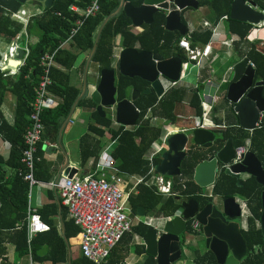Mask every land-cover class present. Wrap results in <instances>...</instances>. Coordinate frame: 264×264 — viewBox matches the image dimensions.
Returning a JSON list of instances; mask_svg holds the SVG:
<instances>
[{
  "label": "trees",
  "instance_id": "trees-1",
  "mask_svg": "<svg viewBox=\"0 0 264 264\" xmlns=\"http://www.w3.org/2000/svg\"><path fill=\"white\" fill-rule=\"evenodd\" d=\"M257 7L264 10V0H252ZM200 8L210 6L217 20L224 16H229L232 0H199ZM121 0H101L100 12L87 19L80 13L70 10L71 6H77L85 10L90 0H54V4L49 9H44L42 14L30 19L26 32L29 36L35 35L37 42L29 45V55L24 60V64L14 76H8L0 70V105L5 94L10 92L16 99L15 121L13 125L8 124L0 112V137L11 145L9 157L4 159L0 156V264H19L22 259L32 257L33 261L40 264H68V249L61 234L58 221V206L54 201L53 195L50 199L51 204L45 205L36 210L41 220L49 226L47 232L38 234L31 242H28V217H29V186L20 176L23 171L21 162L24 151V135L30 125L29 117L32 112L31 103L36 95V88L43 73L41 66L42 58L46 54L56 52L54 65L51 68L50 76L52 86L49 91L59 100V106L55 109L46 110L42 116L44 124L43 140L52 133V141H56L58 132L68 118L73 104L80 96L81 90L70 85L69 71L75 65L78 55L64 49H59L70 36V32L77 20L83 19L84 24L77 35L73 38V44L81 52L90 53L93 49L96 34L106 17L113 14L120 6ZM23 5L15 0H0V37L8 42L14 40L24 30L21 23L12 20V13L19 12ZM166 15L158 13L154 15L152 25L144 26L141 34L132 33V23L127 16L121 12L116 18L111 19L102 31L98 43L97 52L93 62L99 66V70H111L114 58L115 40L122 39L123 49H135L138 51L149 52L164 59L179 56L183 62L187 59L184 52L179 48L182 37L178 34L169 33L165 30ZM227 29L238 34L241 39H247L252 31L249 24L237 22L230 18L226 21ZM193 48L198 45L210 43L211 32H193L190 37ZM23 58V57H22ZM247 59L256 66L255 81L264 83V54L257 51L252 46L247 53ZM149 86L148 83L139 78H128L118 74L116 79L117 100L122 101L130 95L132 91L139 93L134 101L141 115L138 126L133 129L125 127L113 128V117L107 114L101 118L96 111V104L84 97L78 104L92 112L91 124L88 132L81 139V162L86 165L91 158L97 162L100 153L104 149V139L107 133L111 135V140L118 141L117 147L112 155L117 162L118 168L126 173L144 176L149 172V163L145 160V155L149 152L153 144L164 134L162 126L154 125V118L165 119L169 123H176L178 116L176 109L178 105L186 102L190 95L189 105L198 117H202L203 109L201 106L200 93L202 86L195 90H188L186 87H176L170 89L161 99L155 94L144 95L143 91ZM264 97V88L263 93ZM227 101V100H226ZM227 131L223 140L232 139L236 147L244 145L249 137L244 131H236L237 120L227 117ZM216 123H221L215 120ZM236 123V124H235ZM226 124V123H225ZM102 127V128H100ZM93 135V136H92ZM95 136V137H94ZM49 139L50 136H48ZM253 147L251 151L264 164V123L261 130L253 136ZM45 152L42 150V143L39 144L37 157L39 161L35 166V177L37 180L50 183L52 174L49 166L44 160ZM200 153L194 149L187 152V157L181 165V177L173 178L172 191L174 196L169 198L161 197L153 187L140 186V193L131 198L130 205L132 212L137 213L138 208L142 207L145 213L170 217L174 216L181 208V202L194 200L202 206L212 203V199L202 197V190L193 182V173L197 164L202 160ZM161 159L158 157L155 164H159ZM12 170L13 174L8 175L7 171ZM262 187L254 179L246 182L237 183V180L223 171L218 177L213 192L214 195L222 199L242 197L247 200L248 207L252 216L248 221V229L242 231L248 247V255L241 264H264V236L257 227V222L261 216V193ZM181 201H180V200ZM62 217L65 224V236L70 246L81 237V229L68 219L66 207H62ZM191 221L188 223V230H191ZM148 227L140 223L132 227V232L125 235L121 243H128L129 237L138 234L145 237ZM15 247L16 260L9 262L5 259L7 255V245ZM119 244V245H120ZM119 245L117 247H119ZM117 247L110 254L106 264H119L118 258L115 259ZM139 255L145 254L144 247H136ZM194 264H217L214 255L208 251L201 254L198 250L194 251ZM72 264H94L82 255L72 259ZM143 264H157L156 260L146 255Z\"/></svg>",
  "mask_w": 264,
  "mask_h": 264
},
{
  "label": "water",
  "instance_id": "water-1",
  "mask_svg": "<svg viewBox=\"0 0 264 264\" xmlns=\"http://www.w3.org/2000/svg\"><path fill=\"white\" fill-rule=\"evenodd\" d=\"M21 5H31L33 8L49 9L54 0H15ZM256 7L252 0H232L230 19L249 24H258L264 20L262 13L251 8ZM197 0H121L119 8L103 21L90 57L86 64L83 91L73 104L71 112L64 124L71 120L78 103L86 96L96 104V111L104 118L107 110L113 112L117 124L125 127H136L140 119V111L133 103L139 96L132 92L131 99L117 101L116 70H102L100 80L93 90L88 83V68L97 52L98 43L103 29L107 23L123 12L135 27L152 25L154 15L164 13L166 15V29L178 31L182 36L188 32V27L181 22V12L185 9H199ZM19 61L11 60L8 66L17 68ZM183 60L179 57L165 60L149 52L137 49H123L119 55L118 71L123 77L139 78L149 84L150 87L143 91L144 95L155 94L158 98L164 96L163 79L173 83L181 80ZM264 83H255V70L248 66L244 60L236 65L234 78L227 89V99L234 106V112L239 118L240 127L246 131H254L261 117H264V97L262 95ZM62 132V130H61ZM190 136L185 133L172 134L167 139V150L161 156V162L156 166L158 174L174 178L181 176V165L187 157L189 144L201 149H209L215 140V134L211 130L190 129ZM229 158H226L228 157ZM236 148L232 140H228L225 146L200 162L195 170L193 179L203 190L212 187L216 182L219 165L224 166L225 172L235 177L240 183V176L248 174L264 186L262 163L258 158L248 153L243 161L234 164ZM74 171L65 165L59 172L57 180L61 177L72 178ZM180 200V199H179ZM59 218L62 235L68 249V264H72V252L65 236V225L62 221V206L57 197ZM222 209L216 203L199 206L195 201L182 202L180 213L172 220L166 222L162 233L154 228H149L146 236L147 253L156 258L157 264H176L182 257V236L187 235V222L194 219L202 226V241L205 248L215 257L217 264H241L248 255L246 240L242 234L243 211L235 198H228L221 204ZM261 216L259 228L264 236V192L261 194ZM138 215L145 217L143 209H138ZM239 220V221H238Z\"/></svg>",
  "mask_w": 264,
  "mask_h": 264
},
{
  "label": "crops",
  "instance_id": "crops-1",
  "mask_svg": "<svg viewBox=\"0 0 264 264\" xmlns=\"http://www.w3.org/2000/svg\"><path fill=\"white\" fill-rule=\"evenodd\" d=\"M197 1L199 2V0H197ZM199 6H200V2H199ZM75 7L78 8L77 6H75ZM199 9L200 10L203 9L202 10L203 14L200 12ZM199 9L195 13L191 12V10H194V9H185L181 12V22L188 27V32L185 36H182L178 31H168L166 29V22H165L164 27H165V30L167 32L173 33L174 35L178 34L179 36L182 37V39L186 38L190 43H191V41L189 40L188 37H190V35L193 32H199V33L207 32V31L211 32L210 42L212 43V54L210 55V57L208 59H206L202 62V67L200 68L199 71H197L194 82L193 83L184 82V80L186 78L185 77L183 80H180L176 85V87H181V86L186 87L188 90H195L199 86H202V91L200 93L201 106L203 109L202 117L200 118V117L196 116L193 109L190 107V105H189L190 95H189L186 99V102L182 105H178V107L176 109V114L178 116L176 123H169L167 120L159 119V118H154V119H156V121L153 119L152 123L154 125L162 126V128L164 129L165 132H164L163 136L159 139V140H161L170 131H177V133H185L187 131L189 132L190 129L191 130L192 129H204V130L213 131L215 129L216 124L228 125L227 124V121H228L227 117L230 116V118H232L233 120L238 121V124L235 123L236 124L235 125L236 131L242 130L246 134H248L249 137L246 139L243 146L246 147V149H250V153L254 154L251 151V148L253 147L252 139H253L254 134L257 133V131L261 130L263 123H264V117H261L259 123L257 124L258 126L256 127V129L254 131L250 132V131L244 130L243 128L240 127L239 118L234 112V106L228 101L226 95H227V89H228L229 85L231 84V82L234 78L236 65L239 64L240 62L244 61V60H247L248 62L250 61L247 59V53H248V51H250L251 47L252 46L256 47L258 52L264 54V44H262V40H260L262 38L264 39V29L257 33V30L253 27V25L247 23V24L252 26V31L248 35L247 39L243 40V39H241V37L238 34L232 33L227 29L226 21H228V20H226V21L217 20L216 14L210 6H206V7H202V8L199 7ZM43 10H44V8H43ZM43 10L42 11L37 10L36 12H32L31 10H29L25 7H22V9L20 11H25L27 15H32L33 17H35V16L42 14ZM79 10H81V9H79ZM81 11H79L78 13L81 14ZM75 13H77V12H75ZM196 13H199V15L197 16ZM192 15H194L193 18H192ZM11 18H12V15H11ZM17 23H19V22H17ZM144 26H149V25H143L142 27H135L132 25V27H131L132 33H134L136 35L141 34L144 30L143 29ZM27 27H24V30L22 31V33L16 37V38H20V40H21L20 42L22 43V45L21 44L20 45L22 46V49L18 51V54H16L13 59L10 58L9 49L13 45V41L16 38L14 40H12L11 42H8L4 38L0 37V70L2 72H5L6 75H8V76H14L19 71L20 67L23 66V64H24V48L26 47V49H28L29 45H33L37 42L36 34L32 35V36H29L27 34V32H26ZM97 34H98V32H97ZM97 34H96V37H97ZM231 41H233V44L231 47L224 45L225 42L229 43ZM72 42H73V40L71 42H68L67 44H65L62 49L69 50V51L78 55V58H77L75 65L69 71L70 85L77 88V89H80L81 93H82L83 85H84V75H85L86 64H87V61L90 57L91 52L88 54L81 52L80 49H78L77 47L72 45L73 44ZM197 47H205V46L204 45H198ZM135 49L138 50V47H136ZM122 50H123L122 39H121V37H118L115 40L114 58H113V63H112V69L116 70V79H117L118 74H120L118 71V63H119V55H120ZM181 50L185 54V51L183 49H181ZM176 57H179V56L169 57V58H166L165 60H168L171 58H176ZM185 57H186V54H185ZM11 60L19 61L20 65L17 68L9 67L8 63ZM250 62L253 63L252 61H250ZM183 64H185V63L183 62ZM254 67L255 68H252V69L255 70V76H256L255 64H254ZM183 70H184V68L182 69V74H184V72H185ZM100 73H101V71L99 70V66L92 61L89 68H88V73H87L90 90H93L94 87L99 82ZM182 74H181V77H182ZM231 74H233L232 80H230V78H229V76ZM260 82H262V81H257V82L255 81V83H260ZM168 83H173V82H171L167 79H163L164 95L170 89L175 88V87H171V88L166 87V85H168ZM263 88H264V86H263ZM132 92L128 96V99L132 98ZM81 93H80V95H81ZM208 93L209 94L211 93L210 97L207 96ZM49 96L52 100H54L56 102L58 101V103H59V100L50 91H49ZM86 98L90 100V96H86ZM158 99H161V98H158ZM182 106L189 110L186 118H182V116L179 114V111H180ZM15 109H16V99L10 92H7L5 94V97L3 99L2 104L0 105V112L2 113L4 119L10 125H13L14 121H15ZM112 113L113 112H111L109 110L107 111V114L110 115L111 117H113ZM140 114H141V112H140ZM91 115H92V112L90 110H87L83 107H78V105H77V107L74 110V113L72 115L71 120L67 123V125L64 126V124L67 120L66 119L65 122L63 123V125L61 126V128L58 132V137H57L56 141H52V133L48 134V136H50L51 139H49L48 136L46 138V135H45V138L42 142V150L45 152V155L43 158L49 166V172L52 174V181L57 179L59 172L61 171V169H63L65 167L67 162L69 163L70 169L72 171H74V175L85 176V175H89V174L90 175L94 174V175H96V177H103V176L108 177L107 172L97 171V168H96L97 162H96V164H94L95 163L94 158H91L90 161L86 165L82 166V162H81V139L83 136L90 134L88 132V128H89V125L92 123L91 122ZM112 119H113V128L114 129L121 127V125L116 123L115 117H113ZM215 120H219V121H221V123H216ZM175 125L176 126L179 125L180 127L178 129H176ZM137 126H138V123H137ZM122 127H125V126H122ZM136 127H125V129H133ZM100 128H102V127H100ZM61 130H62V132H61ZM228 140H230V139H228ZM227 141H224L223 144L220 145V147H221L220 150L225 146ZM104 143H105V146H104V149L102 150V152L104 150L109 149V151H111V153H113L114 149L118 145V141L111 140V135L109 133L106 134L105 139H104ZM232 143H233L234 147L237 148L235 145V142L233 140H232ZM190 149H194L195 151L200 153L201 157L203 158L200 162L206 160L210 155L218 152V151H214L211 154V153H208V151L211 148L201 149L199 147H196L194 145L189 144L187 147V152ZM10 150H11V145L7 141L3 140L0 137V156L7 160V158L9 157V154H10ZM166 150H167V148L158 156L160 159H161L162 154ZM101 153H100V155H101ZM254 155L256 156V154H254ZM229 156L230 155H228V157H226V158H229ZM145 160H146V155H145ZM156 166H157V164H156ZM221 166H222V169H224V170L226 169V168H224V166L222 164H221ZM262 166H263L262 168L264 170V164L263 163H262ZM7 173H8V175H11V174H13V171L8 170ZM123 173H126V172H123ZM126 174L135 175V174H129V173H126ZM181 175H182V173H181ZM193 175H194V173H193ZM179 177H181V176H179ZM167 178H170V177H167ZM174 178H176V177H174ZM170 179L173 180V178H170ZM217 179L218 178L216 176V181H217ZM249 179H254L255 182L258 185H260L254 177H252L248 174H242L240 176V183L238 182L237 179L236 180L240 186L241 182H246ZM193 182L195 183L194 179H193ZM42 183H44V182H42ZM214 186H215V184L207 190H203L199 186L198 187L202 190V197L212 199V203H215L214 202L215 199L219 200L218 204L222 203L226 199H222L221 197L214 195V192H213ZM139 193H140V187L137 188V192L134 191L133 195H131V197L128 200V208L130 210V218L133 221V226L139 225L141 223L139 220L142 218H144V219H147V218H156V219L166 218V219H168V218H170V219L164 221L160 225L159 229H155V231L158 232L159 234L162 233L164 225L166 224V222L172 220L174 217L179 215L180 210L174 216H170V217L157 216V215H149L148 216L145 213V210L142 207H140L141 209L144 210V213H145V217H141L138 215V210H137L136 214H134L132 212L131 205H130L131 198L136 197L137 195H139ZM51 195H53L54 201L57 204L58 193L55 189L47 186L46 183L42 184V185H38L36 187H33L31 193L29 192V201H30L29 208L36 211L45 205L51 204L53 202L50 199ZM164 198H166V197H164ZM234 198L241 205V208L243 211V217H244L243 222H242L243 223L242 231H246L248 229L249 218L252 216L250 209L248 207V202L246 199L239 197V196L234 197ZM191 201H194V200H191ZM196 203H198V202H196ZM181 204H182V202H181ZM198 204L201 207L205 206V205L202 206L200 203H198ZM244 204L246 205V208H244V206H243ZM206 205H208V204H206ZM57 206H58V204H57ZM61 206L63 207L62 204H61ZM140 208H138V209H140ZM192 220H194V219H192ZM192 220H190V221L192 222ZM58 221H59V227H60L61 234H62L61 222H60V218H59V207H58ZM62 221L64 222L63 217H62ZM189 222H187V225ZM147 227H148V229L151 228L149 226H147ZM257 227L259 228V221L257 222ZM148 229L146 230V234H145L144 238L138 234H134L133 237H129V239H127V240H129L128 243L125 241L124 243H121L119 245V247H117L118 249L116 251V255L114 256V258L115 259L118 258L119 264H143V262L146 259V255L151 256L147 253L146 236H147ZM189 233L190 232H189L188 227H187L186 238H185V235H183L182 236V238H183L182 243H180L181 249H182V247H194V251L198 250L201 254L207 253L209 251L208 249L205 248L204 251H200L199 246H197V243L202 240V236H203L202 226H201L200 232H195L198 234H197V236L194 235L193 241H191L188 238ZM76 242H77L78 247H79L80 242H81V237H79L76 240ZM136 247H144L146 253L139 255L136 252ZM7 249H8V251H7V255L5 256V259H7L9 262H14L16 260L15 247L11 244H8ZM70 249L72 252V259L76 258L77 255H74V251L72 250L73 248L71 246H70ZM194 251L192 253H194ZM80 255H81V253H80ZM151 257H153V256H151ZM153 258L156 260L155 257H153ZM190 258H192L190 264H194L195 253ZM107 262H108V260L103 264H106ZM156 262H157V260H156ZM34 263L40 264V263H36V262H34ZM19 264H30V257H28L26 259H22L19 262ZM45 264H49V263H45ZM179 264H182V263L179 262Z\"/></svg>",
  "mask_w": 264,
  "mask_h": 264
},
{
  "label": "built area",
  "instance_id": "built-area-1",
  "mask_svg": "<svg viewBox=\"0 0 264 264\" xmlns=\"http://www.w3.org/2000/svg\"><path fill=\"white\" fill-rule=\"evenodd\" d=\"M100 2L101 0H90V4L85 10L81 11L75 6L70 7V10L77 13L81 11V14L87 19L100 12ZM251 8L264 16V10L259 9L257 6H251ZM229 16L223 17L221 21L228 20ZM32 17V15H27L25 11L12 13V19L23 24L24 27L28 26ZM83 24V19L75 22L69 38L61 44L59 49H62L65 44L73 40ZM252 25L258 33L264 29V20ZM260 40L264 44V39ZM20 41V38L13 41V45L9 49L11 59L22 49ZM232 44L233 41L224 43L228 47H231ZM179 47L185 51L187 58V63L183 65V71L185 72L182 74L181 80L187 77V73L192 69L196 68L199 71L202 62L212 54L211 42L205 47L193 48L191 43L183 38L179 42ZM56 52L46 54L42 58L43 73L36 88L35 98L31 103L30 125L24 135L25 148L21 160L23 171H20L19 175L23 176L24 181L28 184L30 193L33 187L45 184L36 179L35 166L36 162L39 161L37 157L39 144L43 142L44 124L42 116L46 110L55 109L59 106L58 101L52 100L49 96V88L53 83L50 71L54 66ZM28 55L29 50L25 47L24 60ZM248 63L251 68H255L253 63L250 61ZM176 85L177 83H168L166 87L171 88ZM210 95L211 93H208L207 96L210 97ZM154 120L156 121V119ZM176 133L177 131H170L164 138L153 144L146 155L149 172L144 176L123 173L119 170L116 160L108 149L101 153L96 164L97 171L107 172L108 177H96L94 174L74 175L72 178L61 177L59 180L55 179L50 183H46L47 186L57 191L61 204L67 208L69 219L81 229L79 250L84 258L94 264L105 263L110 257L111 251L120 244L125 235L132 232L133 221L130 218L128 200L134 191L137 192V188L144 185L155 188L157 194L162 197L174 196L172 180L157 173L155 160L167 148L168 137ZM245 152L246 147L244 146L236 148L234 164L241 163ZM243 206L246 208L245 204ZM168 219L147 218L139 221L151 228L159 229L160 225ZM191 229L194 232H200L201 225L198 221L192 220ZM48 230L49 226L41 220L36 211L29 208L28 242L30 243L36 235ZM30 264H35L31 256Z\"/></svg>",
  "mask_w": 264,
  "mask_h": 264
},
{
  "label": "rangeland",
  "instance_id": "rangeland-1",
  "mask_svg": "<svg viewBox=\"0 0 264 264\" xmlns=\"http://www.w3.org/2000/svg\"><path fill=\"white\" fill-rule=\"evenodd\" d=\"M23 7H25V8H27V9H29V10H31L32 12H36L37 10H43V8H41V9H37V8H33L31 5H29V4H27V5H24ZM45 9V8H44ZM200 10V9H199ZM203 10V9H202ZM202 10H200V12L202 13ZM191 12L192 13H195V12H197V10L195 11V10H191ZM203 14V13H202ZM196 15L198 16L199 15V13H196ZM194 17V15H192V18ZM199 20V19H198ZM193 25V24H192ZM197 69L196 68H194V69H192L191 71H189L188 73H187V77L185 78V80H184V82H191V83H193L194 82V80H195V76H196V74H197ZM229 78H230V80H232V78H233V74H231L230 76H229ZM108 111V110H107ZM188 112H189V110L187 109V108H185V107H181V109H180V111H179V114L182 116V118H186V116H187V114H188ZM175 127H176V129H178L180 126L179 125H175ZM214 202L216 203V204H218V202H219V200L218 199H215L214 200ZM142 219H144V218H142ZM188 238L191 240V241H193L194 240V235L192 234V233H189L188 234ZM197 246H199V248H200V251H204L205 250V242L204 241H199L198 243H197ZM72 250L74 251V255H77V257H79L80 256V251H79V247H78V244H77V242H75L74 244H73V246H72ZM194 251V247H182V257H181V259H180V263H182V264H190V262H191V259L192 258H190L192 255H194V253H192ZM179 262L178 263H176V264H179Z\"/></svg>",
  "mask_w": 264,
  "mask_h": 264
},
{
  "label": "flooded vegetation",
  "instance_id": "flooded-vegetation-1",
  "mask_svg": "<svg viewBox=\"0 0 264 264\" xmlns=\"http://www.w3.org/2000/svg\"><path fill=\"white\" fill-rule=\"evenodd\" d=\"M148 87H150V86H147V88ZM146 88V89H147ZM231 127L230 126H227V125H224V124H216L215 125V129L212 131L214 134H215V140L212 142V147H211V149L208 151V153H213L214 151H219L220 150V145H219V142L221 141V140H223V136H224V134L230 129ZM189 136H190V132H188L187 133ZM248 153H250V149H246V152H245V154L243 155V157H242V161H243V159H244V157L248 154ZM241 161V162H242ZM263 167V166H262ZM223 171H225L224 169H222V166H221V164L219 165V171H218V173H217V178H218V176H220V174L223 172ZM263 183H264V179H262L261 180ZM262 186V185H261ZM262 189H263V191L262 192H264V186H262ZM221 204L222 203H219V204H216V205H219V208L220 209H222V207H220L221 206Z\"/></svg>",
  "mask_w": 264,
  "mask_h": 264
}]
</instances>
